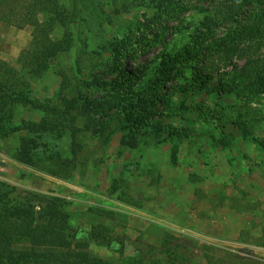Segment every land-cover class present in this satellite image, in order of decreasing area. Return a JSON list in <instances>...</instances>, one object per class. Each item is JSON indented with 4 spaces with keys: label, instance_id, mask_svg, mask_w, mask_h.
<instances>
[{
    "label": "rangeland",
    "instance_id": "374dc122",
    "mask_svg": "<svg viewBox=\"0 0 264 264\" xmlns=\"http://www.w3.org/2000/svg\"><path fill=\"white\" fill-rule=\"evenodd\" d=\"M220 1L59 0L77 19L53 29L58 51L38 74L21 0H0V264H127L131 250L144 264H264V95L235 82L216 93L230 67L198 74L201 48L236 26L205 34ZM161 55L178 60L167 79L152 70L133 88L158 80L166 104L127 148L119 127L136 100L115 82ZM66 227L121 244L79 248ZM82 251L91 259L66 255Z\"/></svg>",
    "mask_w": 264,
    "mask_h": 264
},
{
    "label": "trees",
    "instance_id": "16d2710c",
    "mask_svg": "<svg viewBox=\"0 0 264 264\" xmlns=\"http://www.w3.org/2000/svg\"><path fill=\"white\" fill-rule=\"evenodd\" d=\"M173 1V0H171ZM247 10H250L248 13ZM254 10L258 12L255 13ZM68 10L63 7L59 0H21V17L17 20L18 26L24 28L30 26L34 29L35 50L34 56L36 59V71L40 74L48 67L47 61L53 58L57 53V47L50 40V34L57 25H65L66 20L70 18L71 21H76L77 10ZM76 11V12H74ZM14 17V16H13ZM43 20H40V18ZM242 18V19H241ZM233 23L235 28L231 31L228 38L220 41L219 44L212 48H201L200 61L206 62L205 68L198 72V74L206 73L209 76L213 73L219 72L221 69L231 68L232 71L225 74L219 80L216 86V93H224L230 88V83L235 82L241 85L243 89L249 91L259 92L264 95V0H221L217 3L216 9L211 16H207L202 23V28L205 34H211L213 29L221 24ZM203 35V34H202ZM195 41H197L195 39ZM41 48L39 51V47ZM122 49L118 47L117 54H121ZM191 52L185 53L186 59H192ZM188 56V57H187ZM178 57V56H177ZM203 57V58H202ZM173 58H175L173 60ZM173 60V62H172ZM177 58L170 55H161L160 64H150L148 68L138 66L130 74L121 72L119 80L115 82V92L119 90V86L124 89L128 87L130 93L126 97L127 100L135 101L130 103L126 109L127 116L130 117L127 125L119 127V130L128 131L123 136L120 144L130 149H136L139 145L137 137L133 134L142 120L153 117V109L156 105L166 104L162 101L160 96L156 94L157 89H160V81L151 80L148 82V90L134 89V83H137V88L140 82L149 75L152 70L155 74L161 75L162 78L167 79V73L173 71L172 63L177 64ZM227 75H229L227 77ZM65 77H63V82ZM118 82H120L118 85ZM96 85H100L98 81H94ZM127 84V85H126ZM232 84V83H231ZM247 87V88H246ZM121 93V92H120ZM151 111V112H149ZM105 132L104 128L98 130V134ZM174 135L179 133L173 132ZM29 142L26 139L21 141L20 151L17 160L29 164L28 158ZM175 157V154H173ZM65 202H61L55 206V209H60L65 206ZM70 239L75 241H82L78 247L85 248L90 242H95L105 245L108 249L116 251L119 249V244L113 239L106 230L99 231L92 228L90 237H88L81 230H73L65 228ZM123 246L122 249H125ZM66 255L76 257L79 259H91L86 252H79ZM62 255L61 257H66ZM127 264H144V257L139 253L132 256H126ZM94 261V260H93Z\"/></svg>",
    "mask_w": 264,
    "mask_h": 264
},
{
    "label": "water",
    "instance_id": "95a60500",
    "mask_svg": "<svg viewBox=\"0 0 264 264\" xmlns=\"http://www.w3.org/2000/svg\"><path fill=\"white\" fill-rule=\"evenodd\" d=\"M134 253V250H131V252L128 254V256H132Z\"/></svg>",
    "mask_w": 264,
    "mask_h": 264
}]
</instances>
